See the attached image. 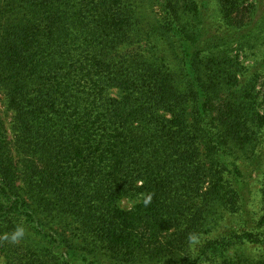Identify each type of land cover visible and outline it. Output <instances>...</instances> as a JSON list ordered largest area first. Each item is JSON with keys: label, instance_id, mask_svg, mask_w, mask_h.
Wrapping results in <instances>:
<instances>
[{"label": "trees", "instance_id": "trees-1", "mask_svg": "<svg viewBox=\"0 0 264 264\" xmlns=\"http://www.w3.org/2000/svg\"><path fill=\"white\" fill-rule=\"evenodd\" d=\"M137 2L0 0L3 264H264L257 234L219 232L247 212L232 159L255 166L264 121L198 48L195 2L147 23Z\"/></svg>", "mask_w": 264, "mask_h": 264}, {"label": "rangeland", "instance_id": "rangeland-1", "mask_svg": "<svg viewBox=\"0 0 264 264\" xmlns=\"http://www.w3.org/2000/svg\"><path fill=\"white\" fill-rule=\"evenodd\" d=\"M192 1L200 13L198 48L204 49L206 53L209 50L225 51V61H232L235 66L233 73L237 75V90L243 92L245 99L256 107L264 121V0ZM158 3L159 0H155V5L150 7L147 0L137 2V11L146 23L159 18ZM153 42L159 46V56L165 57L170 68L178 72L180 66L168 45L160 40L153 39ZM0 111L4 113L3 118L9 125L11 116L3 105L2 96ZM259 135L260 143L252 156L256 161L254 167L243 158L238 161L232 159L240 169L236 188L242 191L247 201V212L237 219L227 217L219 230L248 228V232L257 234L254 237L256 241L264 240V129ZM239 157L244 156L238 153L236 158ZM132 205L133 202L127 199L120 204L123 209H129ZM243 255L251 262L264 261V241L249 245L244 249ZM0 264H3L1 258Z\"/></svg>", "mask_w": 264, "mask_h": 264}, {"label": "clouds", "instance_id": "clouds-1", "mask_svg": "<svg viewBox=\"0 0 264 264\" xmlns=\"http://www.w3.org/2000/svg\"><path fill=\"white\" fill-rule=\"evenodd\" d=\"M22 235V230L17 232V236Z\"/></svg>", "mask_w": 264, "mask_h": 264}]
</instances>
